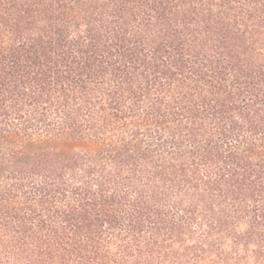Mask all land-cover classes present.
Wrapping results in <instances>:
<instances>
[{
  "label": "trees",
  "instance_id": "obj_1",
  "mask_svg": "<svg viewBox=\"0 0 264 264\" xmlns=\"http://www.w3.org/2000/svg\"><path fill=\"white\" fill-rule=\"evenodd\" d=\"M0 264H264V0H0Z\"/></svg>",
  "mask_w": 264,
  "mask_h": 264
}]
</instances>
